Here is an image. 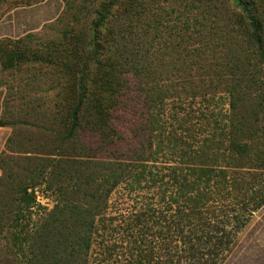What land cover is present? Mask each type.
<instances>
[{"label": "trees", "instance_id": "obj_1", "mask_svg": "<svg viewBox=\"0 0 264 264\" xmlns=\"http://www.w3.org/2000/svg\"><path fill=\"white\" fill-rule=\"evenodd\" d=\"M153 2L101 0L82 33L65 28L34 45L31 33L0 40L3 68L32 61L57 68L54 106L64 129L53 148L73 146L86 158L66 179L69 160L41 163L37 177L48 179L56 201L34 225L35 195L24 181L1 203L19 264H223L264 207V0H186L205 11L196 31L203 36L210 22L218 37H199L200 49L186 52L196 68L186 65L182 88L207 104L180 120L171 115L180 132L166 119L176 96L166 76L177 63L152 57L150 36L136 38L149 26L157 52L166 44L148 20ZM211 3L218 12L207 10ZM1 185L0 199L9 190Z\"/></svg>", "mask_w": 264, "mask_h": 264}, {"label": "rangeland", "instance_id": "obj_2", "mask_svg": "<svg viewBox=\"0 0 264 264\" xmlns=\"http://www.w3.org/2000/svg\"><path fill=\"white\" fill-rule=\"evenodd\" d=\"M83 1L0 0V40H17L31 33L34 34L32 38L34 45L59 39L65 28L74 27L77 32L82 33L94 18L101 0H89L86 6H82ZM215 3H211L207 8L209 12H218L213 6ZM186 4V0H154L152 3V13L148 20L152 25H159V32L162 30V35L166 38V44L160 47L159 52L155 48L157 38L150 33L151 27H147V33L138 29L136 37L142 42L146 36H150L149 41L154 48L149 49L156 50L152 57L158 56L164 63L170 62V66L173 65L172 62L177 63L166 76L167 82L176 87L174 91L176 96L166 102V119L168 130L174 125L178 127V132L181 130L179 122L171 118L172 114L177 113L176 116L180 120L185 113L195 110L197 112L198 108L205 109L207 104L200 98L186 96L182 88L189 73L188 70L184 71V68L187 64H192L191 59H195L193 54L189 57L186 52L188 48L191 52L200 49L202 45H199V37L207 35L208 38H212L215 31L211 30L210 33L209 22L201 36L196 31L199 26L194 25L193 21L202 17L205 11L201 13L200 7H186ZM210 15L207 14V22L211 19ZM202 21L205 22V17ZM185 34L193 37L188 43L182 39ZM216 37L218 36H214L213 39ZM193 67L196 68L194 65ZM196 71L194 69L192 74L197 73ZM57 75V68L50 63L46 65L32 61L11 69L3 68L0 63V121L3 122V125H0V158L3 156V162L0 163V194L1 191L3 194L6 191L1 190L4 186L2 183L9 187L6 192L8 195L0 199V206L1 203H9L12 201L8 200L16 198L15 191L24 181L35 195L36 202L31 207L33 225L54 208L56 201L54 188L46 182L48 179L43 176L37 177L41 163L46 165V159L54 157L61 164L69 166L62 163L69 160L73 170L70 173L66 167L61 170L64 174L61 179H66L75 171H80L82 162L86 159L78 148L72 150L73 146L69 145L71 148L64 147L60 151L53 148L57 135L64 129L61 108L57 111V107L54 106L56 89L53 86L56 84ZM128 78L134 95L137 78L131 74ZM178 93H181V96L178 97ZM211 106L217 108L215 104ZM197 119L198 117L194 118V122ZM94 145H97V142ZM96 152L103 153L98 149ZM46 171L44 176L51 178L48 170ZM10 172L18 175L10 178ZM112 201L122 203L121 187L114 192ZM1 213L0 264H19L14 253V241L9 233L13 230L8 224L10 213L9 211ZM223 264H264V207L255 213L250 224L239 235L236 247Z\"/></svg>", "mask_w": 264, "mask_h": 264}]
</instances>
